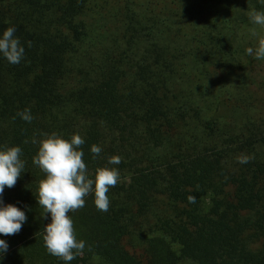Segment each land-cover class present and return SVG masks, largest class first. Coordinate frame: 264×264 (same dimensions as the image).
Returning <instances> with one entry per match:
<instances>
[{
	"label": "trees",
	"instance_id": "16d2710c",
	"mask_svg": "<svg viewBox=\"0 0 264 264\" xmlns=\"http://www.w3.org/2000/svg\"><path fill=\"white\" fill-rule=\"evenodd\" d=\"M252 10L264 0H0V36L15 27L25 49L15 65L0 54V150L20 147L25 163L0 199L27 217L0 235V264H264V59L246 52L264 26ZM51 133L84 139L93 178L120 173L107 212L90 194L69 213L86 243L70 262L48 253L37 201L45 173L32 161Z\"/></svg>",
	"mask_w": 264,
	"mask_h": 264
},
{
	"label": "clouds",
	"instance_id": "9594fccd",
	"mask_svg": "<svg viewBox=\"0 0 264 264\" xmlns=\"http://www.w3.org/2000/svg\"><path fill=\"white\" fill-rule=\"evenodd\" d=\"M248 16L253 24L264 26V12L252 10ZM15 32V27H9L0 36V54L13 65L21 62L25 51ZM252 34L256 35L255 30ZM246 52L250 56L254 55L256 59H264V38L259 39L255 49L249 47ZM18 115L29 123L33 119L28 109ZM33 143L36 141L33 140ZM84 143V139L79 134H74L70 140L62 138L57 133L44 134L32 161L45 173V178L39 184L37 200L38 205L44 209L45 218L46 214H50L51 217V223L43 229L45 247L49 254L65 262L82 256L86 247L85 241L77 238L73 219L69 213L83 208L85 198L90 194H94L97 210L107 212L110 207L107 194L120 180V173L116 167L97 168L94 178L90 176L83 159ZM90 150L96 156L102 151L97 145H92ZM21 154L22 150L18 146L0 150V197L6 187L15 186L24 171L25 163L21 160ZM251 159L252 157L247 155L237 158L241 164H246ZM120 163L119 156L108 159L109 165ZM187 199L189 203L196 202V197L193 195H189ZM26 220L24 211L11 204L4 205L0 199V235L18 234ZM7 250V243L0 240V259Z\"/></svg>",
	"mask_w": 264,
	"mask_h": 264
}]
</instances>
